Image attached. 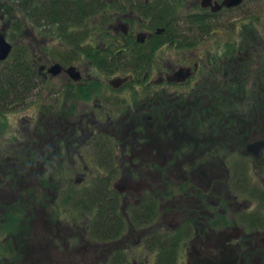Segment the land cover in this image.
I'll use <instances>...</instances> for the list:
<instances>
[{"label":"rangeland","instance_id":"rangeland-1","mask_svg":"<svg viewBox=\"0 0 264 264\" xmlns=\"http://www.w3.org/2000/svg\"><path fill=\"white\" fill-rule=\"evenodd\" d=\"M16 2H12V4L15 5L17 9L10 10L9 13L7 11V13H5L3 10L0 11V32L4 33L7 40L13 44V49L18 47L23 49V47L26 46L31 50V53L37 57V63L40 65H50L56 60L57 62L69 65L67 60H71L73 54L71 53V56H69L68 59L65 57L64 60H62V57L60 58V56L63 52V47H65V49L75 47V49H79V52L77 53L73 51L75 55L70 63L74 62L73 64L78 66V68L82 71L83 76H87V78H97L98 81L102 83V87L100 89V94L95 93L88 96V88L83 87L82 90H73L74 86H71L69 89L66 87L68 85V80L73 81L70 75L61 73L50 76L49 74V77L43 80L38 88V91L35 92L31 100L25 106L17 107L6 112H0V155H4L3 160H0V223L4 217L6 218L8 215V219L6 218V220L11 221L12 227H16V224L24 227V235L19 236L22 239L14 237V235H8L6 231H0V247H3V249L0 248V264H54V262L55 264H107L113 259L112 255L115 251H119V253L122 252V255H125L124 258L127 260L126 264H154L159 255V247L155 244L150 245V239H147L146 235L148 234L150 237L149 234H151V232H164L165 228H163V225L171 226L172 223L175 224V222L178 221L177 218H180L178 216L182 215L183 212L175 217L177 211L173 213V207L176 208L174 203H177L178 200L182 199L180 195L182 194V192H180L181 189L177 190L175 188L172 193L163 196L165 201L162 200L163 197L160 200L159 208L160 205L165 202L166 208L167 206H170L169 212H164L166 210L164 207L163 209H159V212L152 217V220L142 224L141 227H133L129 225L120 236H118L113 242L108 243V252L112 250V253L110 257L105 258V253L100 251L97 252V249L93 246L88 248L87 246L89 244L86 245V241L81 240L80 237H77V240L74 239L72 241L70 237L74 235L73 233L76 228H83V230L87 229L88 225H85L87 222L85 218L86 215H78L76 211L73 215L68 207V204L66 205V203L62 201L61 195L59 196L58 193L54 191L51 192V190H43L40 188L42 186L38 184L39 175L43 174L46 170L44 161H42L43 165H33V167H30L27 163V158L30 155L28 150L35 148L34 152L37 154H40L43 151L48 153L51 152L53 157L50 155L48 163L50 165L52 160L54 161V165L50 168L52 169L51 174L57 176V178L61 177V179H58L57 182H60L62 188L64 187L65 189L69 188V184H73L75 188H80V186H82L83 179L93 171H91V168L93 169L92 166H94L92 164L97 161L95 159V153L93 151L90 153L89 147L85 146V143L82 144V142L86 141L85 134L82 132H85L86 130L93 132L96 131L94 129H97V127H108L109 125L106 123L107 120H104V118L99 120L101 116H98L99 121L96 120V112L98 111L94 113V103H99V101L102 100L107 106L114 108L116 113L115 115H118L121 111H132V113L137 114L141 109L144 114V120L148 118L152 121V119H155L160 115L158 113H154L156 108L151 111L149 109L150 106L146 101L148 96H154L156 94L153 90H157V93L167 91V93L170 94V92H176L177 89H179L178 91L181 96H190L194 92L199 94V98L191 97V101L183 99V102L192 106L194 112L195 108L196 112L199 110V117L203 111L201 109H204L205 114L204 117L203 115L202 117L204 119L206 118L207 124L212 121L213 113H217L220 117H222L223 127H229V132L233 134L236 132H244L242 121H245L244 123L247 124L248 129L251 128L252 130L256 128L264 132V108L263 111L260 107H257V110L252 109L246 111V115L248 116L247 120L243 119L244 117H241L239 113L236 112L237 110L232 111V114H229V116H227V112L223 113L219 108H216L215 110L214 107L217 102L215 98L216 94H212L214 91L213 84L217 81L215 78H213V82L210 83V85L208 84L207 86H204L203 88L199 87L198 89H194L190 85H164L155 86L154 88L150 87L152 90L151 92L149 90V86H147L145 82L137 83L135 81L134 84L125 85L122 90H114L107 83V79L111 78L113 73L110 72V70H103L99 68L87 55V48H92L91 45L94 47H107V43L110 42L109 34L107 35L104 32H99L100 30L96 28L99 23L98 19L91 17L88 19L87 25H80L81 28H77L76 30H87L88 36L85 35L83 37L84 40L79 43L71 44L65 41L63 38L64 36H59L60 33L58 28L54 29V27H48V21L46 23V21L41 20V23L39 24V22L31 20L30 18L27 20L23 13V8ZM1 7L4 6H0V9ZM242 16H244L245 19L241 18ZM236 20H239V24L237 25ZM18 24L22 25L21 30L19 29ZM213 25L214 31L217 33H215L213 37L203 41V51L207 46L208 53L212 56L213 62L214 60L221 61L225 58V53L229 54L235 50L237 53L234 52L233 56L241 58L242 63L251 59V66L255 70V72L252 73L253 75L256 74L257 70L259 73L264 74V0H245L239 9L236 8L222 11L214 15ZM90 29H92L91 34H89ZM80 34H83V32ZM198 46L201 47L202 44L200 43ZM231 47L235 48L232 49ZM198 50L199 49L196 48L189 54L198 52ZM180 54H184V51L179 50L176 47L171 46L167 50V56L170 60H173ZM159 55H161V52ZM165 59L168 60L167 58ZM219 63L216 64L217 68H219L218 65H221L222 67V65L225 64L223 62ZM230 65L237 66L234 62ZM214 68L215 66L213 65V69ZM154 73L158 72L155 71ZM250 82L251 87L255 85L253 78H251ZM65 88H67L66 91ZM133 90L139 91V94H141L140 97L139 94L134 97L132 95ZM201 95L202 99L200 97ZM72 97H80L79 99L81 100V103L77 104V107L75 106V108H73L74 111H69L68 109L64 110L66 106L70 105V107H73L71 104L72 102L67 101ZM252 99L254 100L253 102L259 106L258 97H253ZM122 100H124V102H121ZM195 101H197L196 105ZM229 102L231 105H233V102L240 103L237 104L239 106L243 103L240 98L235 97L232 102ZM51 104L52 106H50ZM153 104L155 103L153 102ZM187 105L184 108L182 106H177L179 114L176 113V115L179 118H184L183 115L188 114L186 116H188V120L192 124L191 120H194V118L193 115H190L189 111L185 110ZM161 111L162 110H160V112ZM72 112L74 113L72 114ZM223 116H225V118H223ZM52 120L53 122L55 120L61 125L64 121H66L70 126H74L73 130L75 131L73 132L76 135L73 137L75 138V141L71 143V140L69 141L67 139L68 137L66 138L67 133L65 136L62 134V137H60L61 135L59 133H61V130L60 128L52 127V122H50ZM166 124L167 130L171 131L173 135L170 138L171 142H154V140H157L154 137L156 136V132H158V130L153 127V124L151 123V127L149 126L146 129V132L150 134V139L146 143L139 144L141 146H137V143L135 142L134 144H130L129 147H127L128 151L126 154H123L120 151L118 165L121 168L118 175L114 178V181L123 184V186L126 185V190H124L122 193L123 195H121V203L125 207V211H129L128 208L131 204L128 203H133L135 200L140 201L144 193L146 194L147 191L158 193L156 191L157 189L163 192L167 188V176L164 173L161 174L155 170L148 173L147 169L150 162L146 163L147 160L144 161V159H142L143 157L148 158V152L151 153L150 150L153 146L159 147L160 153L163 154L164 157L167 156V158H169L168 156H170L171 159H173L171 163H173L172 165L175 166L176 170L170 174V178H172L175 182L185 180V177L189 178L188 173L180 167V165L183 164L184 158H187L184 157L185 152L183 151L185 143L183 140L175 137L176 135H174L173 132L176 130L168 125V120L166 121ZM187 125L189 126L190 123ZM238 127H241L242 130L236 131ZM123 128L128 129L130 127L124 126ZM190 128L192 129V127ZM130 129L125 131L128 132ZM221 129L223 130L224 128ZM67 130L69 129H66L65 132H67ZM121 130L123 133V129ZM151 132H153V134ZM197 132L200 131L198 130ZM54 133L57 138L60 137V139L62 138L64 141L61 143L58 142L59 140L55 141V148H53L54 145L49 144L55 137ZM248 133L250 135H248L247 141L253 140L254 137L261 135H252L251 131ZM77 135H80V137L77 138ZM160 139V141H162V138ZM245 143L246 142L235 143L237 144L236 148L239 149L236 151L235 155H237V153H241L242 157L239 159L248 162V156L245 154L248 149L246 148ZM163 144L165 145L163 147L164 149L161 148ZM228 144L230 146V144L233 143L231 142ZM169 146L172 147L168 149L167 147ZM209 146L210 144L207 145L204 142L202 144L200 142H196L194 144V148L197 152L201 151L200 155L204 154L203 151L213 148V146ZM137 148L141 151L137 152ZM176 150L179 151L178 156L174 155V151ZM133 156L135 157L132 159ZM85 157L91 158V160L94 159V161L89 162L90 165L88 166V162ZM214 159L215 160H211V158L205 159L206 165L204 166V173L198 171V168L196 169L192 166L195 171L194 177L191 180V183L193 184L192 192L193 194H196L193 190L194 182L201 181V184L196 185V188L199 189L200 192H196L197 194L204 196V188L210 184L211 181L214 194L219 196L220 192L222 196L220 197L221 200L222 198L229 199L228 197H224V195L227 194V186H230L231 189L234 188L235 190H237V188L233 186L232 179L227 180L228 173L223 167L227 166L233 170L235 162H232V156H223L222 158L217 156ZM154 160L157 162L156 159ZM165 160L168 162L167 159ZM249 161L250 162L246 168L249 169L252 178L255 181H258L256 180V174H254V170L252 168V165H255L254 163H258V161ZM122 164L128 166L127 170L122 166ZM57 167H64V169L57 171ZM133 167L134 169L139 170L140 175H137L138 172L136 175L131 173L130 168ZM31 168H33V170ZM19 173L23 174L22 178H19ZM261 174L263 177L259 179L260 184H258V186H261V183H263L264 172ZM17 176L19 179H16ZM44 177H46V175H44ZM147 177H153L156 182L154 181V183H150ZM21 179L22 181L19 184L18 180ZM132 181L139 185L135 186L136 189L130 186L134 184L131 183ZM78 184L80 186H78ZM189 184L190 183L188 182V186ZM30 185H32V191H30L31 193L27 194L25 197V201L28 202V205L23 203V205H26L23 207L18 202L15 205L20 207V212L15 213V207L12 208V206H14L12 201L15 199L18 201V194L16 192L17 189L20 190L18 192L24 194V192H22L23 187ZM45 191L47 192L45 193ZM233 193L237 192L233 191ZM263 195L264 194L256 195L245 192V195L242 194L241 198L252 199V206H254L253 209L259 207V209L264 211ZM29 196H32V198ZM11 199L12 201L8 203ZM245 203L247 202L245 201ZM218 206L223 207V205H216L214 207L217 208ZM60 209H62V211H60ZM221 210L222 208L218 213H220ZM233 210H235V207ZM159 213L163 214L160 216ZM229 214H232L231 210L229 211ZM23 215L27 217V219L23 222L24 224L21 223V221H18V217ZM238 215V212L234 213L235 218H237ZM211 219L213 220V216H211ZM26 222H28V224ZM170 233L171 232H169V235H171ZM190 236L191 234L185 236V241H189V238H191ZM9 242H11L13 247H15L19 252L18 257L5 250V244ZM90 243L93 245L96 244L95 242ZM21 245L24 247L22 248ZM179 250L180 252H178L179 257L177 263L187 264L186 260L188 259L186 257L188 255L186 253L185 246H182ZM16 257L18 260H15Z\"/></svg>","mask_w":264,"mask_h":264},{"label":"trees","instance_id":"trees-1","mask_svg":"<svg viewBox=\"0 0 264 264\" xmlns=\"http://www.w3.org/2000/svg\"><path fill=\"white\" fill-rule=\"evenodd\" d=\"M33 1L34 0H0V6H4L1 7L0 11L3 10V12L9 13L10 10L17 9V7L12 4V2H16L19 4V6L23 8L22 10L27 20L28 18H30L31 20L39 22V24L41 23V20L46 21V23L47 21L58 20L61 21L62 24H67V26L74 25L75 27V25H87L89 19L88 17L95 15L98 11L103 10L107 7V0H66L67 7H64V15L62 16L60 15V12L62 11L63 0H56L55 3L56 7L58 8V11L54 14V17L52 18V14L48 12L45 0H42L43 5L39 3L38 7L36 8L33 6ZM18 25L19 29L21 30L22 25ZM61 29L62 27H60V31ZM68 31L69 27L65 26V30H63L62 32L64 35H67ZM72 32L73 31H69V34H71ZM76 34L68 38V41L71 44L79 43L80 41H82V39H84L82 37V34H80L79 32ZM234 52L237 53V51L235 50L232 53L230 52L229 54L225 53V58H223L221 61L214 60L213 62V65L215 66V68L213 69V78L217 80L213 84L214 91L212 93L213 95L216 94L215 98L217 100L214 109L216 110V108H219L222 110L223 113L227 112V116H229V114H232V111L237 110L236 112L239 113L241 117H244L243 119L247 120L248 116L246 115V111L252 109L257 110V107H260V109L263 111L264 74L259 73L257 70L256 74L253 75L252 73L255 72V70L251 66V59L242 63L241 58H237L235 60L236 57L233 56ZM136 53L137 50L133 48L130 49L128 52L127 50H123L121 53H118L116 50L113 49L110 50V52L106 51L105 49L101 51H94L92 49L88 50L87 55L99 67L101 66L106 67L109 70H114L118 67L127 69V67L131 66L135 70L143 73L146 71V69L144 68L145 64L143 60L151 59L153 54L152 52H150L149 55L146 56L141 53L137 56ZM70 54L71 53L69 52L68 55L71 56ZM230 56H232V61L229 63L228 58ZM108 57L111 58L108 59ZM219 62H223L225 64L222 65V67L221 65H218L219 68H217L216 64H218ZM233 62L237 66L230 65ZM251 78L254 79L255 85H253L252 87L249 86V89L246 90V85L248 81L251 80ZM43 80L44 78L39 74V64L37 63V58L33 53H31V50L26 46L23 47V49L21 47L13 49L10 56L6 60L0 61V112H6L17 107L25 106L31 100V98L35 94V91H37ZM232 80L234 82L233 84H230V81L232 82ZM99 86V84H87L85 88H88V96H91L90 94L98 93ZM149 90L152 92L150 87ZM153 91H155V95L165 93V91H161L158 93L157 90ZM138 94L139 91H132V95L134 97H136ZM140 95L141 94H139V97ZM233 95H236L241 99V101H243L241 106L237 105L240 103L236 102H233V105L230 104L229 101L232 102L234 99ZM253 97H258L259 106L255 102H253ZM147 102L150 106L148 107L151 111L156 108L154 113L160 114L159 117L152 119V121H150V119L148 118L144 120V114L141 109L137 114L131 112L128 118H120L119 120L105 119L107 120V124H110V122L114 121L115 125L113 126H116L119 129L126 126L133 128V131H123V133L120 131H117L115 133H102L101 131L91 132L90 130H86L85 132H82L85 134L86 140L82 142V144L85 143V146L89 147L90 153L91 151L95 153L96 156H94L97 161L96 163L92 164L94 166H92L93 169L91 168V171H93L90 172V174H88L83 179L82 186L78 184L80 188H75L73 184H69L68 189H65L64 187L62 188V186L60 185L61 183L57 182V180L61 179V177L57 178V176L51 174L52 169L50 167L54 165L53 160L50 165L48 164L45 167L46 170L44 171V173L39 175L38 184L42 186L40 187L41 189L51 190V192L54 191L58 193L59 196L61 195L62 201L65 202L66 205L68 204V207L73 215L75 211L78 213V215H86L85 218L87 222L85 225H88L87 229L83 230V228H76L75 232L73 233L74 235L70 237L72 241L74 239L77 240L80 237L81 240L86 241V245L89 244L87 246L88 248L93 246L97 249V252L100 251L102 253H105V258L110 257L112 253V250L108 252V243L113 242L126 230L129 225L133 227H141L142 224H145L148 221L152 220V217L159 212V202L163 196L169 195L175 190V188L177 190L181 189V191L186 190L188 182H191L195 174L193 167H195L196 169L198 168V171L204 173L206 158H211V160H215L214 158L217 156L222 158L223 156L229 157L233 155L234 150L231 149L229 146H226L225 144L231 142L234 144L237 142L247 143L248 141H250H247V137L250 134L248 133L249 129L247 124L244 123L245 121H242L243 128L245 131L242 133L236 132L234 133V135L233 133L229 132V127H223L222 117H220L217 113H213L212 121L207 124L206 118H203L205 114L204 109H201L203 111L199 117V110L198 112H196L195 108L194 112L193 107L187 105V108H189L192 112L187 108H185V110L189 111L190 115H193L194 118V120H191V124V122L188 120V116H186L188 114L183 115L184 118H179L176 115V113L179 114L176 101L165 100V102L160 103L161 107L159 106V104H153V102L150 103V101L148 100ZM160 110L162 111L160 112ZM223 118H225V116H223ZM167 120L168 125H170L171 127H173L174 130H176L175 132H173V134L176 135L175 137H178L185 143L183 151L185 152L184 157L187 158H184L183 164H181L180 167L188 173L189 178L185 177L186 181L182 180L180 182H175L172 178H170V174L174 170H176L175 166L172 165L173 163H171L173 159H171L170 156H168L169 158H167V156L164 157V155L160 153L159 147L153 146V148H151L150 150L151 153L148 152V158L161 160L164 157V159H167L168 162L165 165H159L155 160L152 161L151 159L148 169H150L151 171H158L161 174L164 173L167 176V188L163 192L157 189L156 191L158 193L147 191L146 194L144 193L139 202L128 203L131 204L128 208L129 211H125V207L121 203V195H123V192L119 191L114 186V178L118 175L121 168L118 165L120 151L123 154H126L128 151L127 147H129L130 144H134L135 142L137 143V146H141L139 144L146 143L150 139V134L146 132V129L149 126L151 127V123L153 124V127L157 128L158 130V132H156V136L154 137L157 140H154V142H171L170 138L173 135L171 131L167 130ZM50 122H52L53 128L61 129V133H59L61 135L60 137H62V134L65 136V134L67 133L66 138L68 137L67 139L69 141L71 140V143L75 141V138L73 137L76 135L73 132L75 131L73 130L74 126H70L66 121H64L62 125L58 124L55 120L54 122L53 120ZM188 123H190L189 126L187 125ZM210 126H212L213 128L212 134L209 132ZM190 127H192V129ZM194 128H196V130H193ZM221 128L224 129L222 130ZM66 129L69 130L65 132ZM184 129H186L187 131ZM198 130L200 132H197ZM151 133L153 134V132ZM60 137L57 138L55 134L54 139H56H52L51 142L48 143L54 145L53 148H55V141L59 140L58 142L60 143L63 141V139H60ZM78 137H80V135H77V138ZM160 138H162V141H160ZM196 142H204L206 144L212 143L213 148L205 150L206 153L205 151H203L204 154L200 155L201 151L197 152V150L194 148V144ZM171 147L172 146H169L167 148L170 149ZM140 151L141 150L137 148V152ZM174 153V155H179V151L177 150L174 151ZM33 154H35V152ZM48 155V160H50V155L53 157V154L49 152ZM134 157L135 156H133L132 159ZM85 158L87 159L86 161L88 162V166L90 165L89 162L94 161V159L91 160V158ZM144 158L146 157H143L142 159ZM122 166L127 170V165L122 164ZM31 169L33 170V168ZM63 169L64 167H57V171ZM130 171L134 175H136L137 172V175H140L139 170L134 169V167L130 168ZM19 175V178L23 177L22 173H19ZM44 175H46V177H44ZM19 178L17 176L16 179ZM21 181L22 179L18 180L19 184L21 183ZM154 181L155 179H153V182ZM18 191L20 190L17 189L16 191L18 194V201H16V199L12 201L11 199L8 202H13L14 206H12V208L15 207V213L20 212V207L15 205L18 202L23 207L28 205V202L25 201V197L27 194L31 193L30 191H32V185L23 187L22 192H24V194ZM46 192L47 191H45V193ZM29 197L32 198V196ZM23 203H26V205H23ZM60 211H62V209H60ZM6 218L4 217V219L0 223V231H6L8 235H14V237L21 238L19 236L24 235V227L22 225L19 226L17 224L16 227H12L11 221L6 220ZM18 218V221H21V223H23L27 219L25 215ZM26 223L28 224V222ZM190 226L192 228L193 224H191ZM149 235L150 237L147 234L146 238L150 239V245L155 244L157 247H159V255L154 264H178L176 248H178L177 243L180 238L174 237L172 234L169 235V233H167L165 230L164 232L154 231L151 232V234ZM90 242H95V246ZM21 247L23 248L24 246L21 245ZM0 248L3 249L2 246ZM5 250L9 251L14 256L18 257L19 255V252L15 247H13L11 242L5 244ZM117 252L115 251V253L112 255L113 259L110 260L107 264L127 263V260L124 258L125 255L123 256L122 252ZM17 257L15 258V260H18Z\"/></svg>","mask_w":264,"mask_h":264},{"label":"flooded vegetation","instance_id":"flooded-vegetation-1","mask_svg":"<svg viewBox=\"0 0 264 264\" xmlns=\"http://www.w3.org/2000/svg\"><path fill=\"white\" fill-rule=\"evenodd\" d=\"M55 1L56 0H45L48 12L52 14V18L58 11ZM63 1L62 11L60 12V15L62 16L64 15V7H67L66 0ZM222 1L223 0H212L210 3H205L207 2L206 0H107L106 8L98 11L95 15L88 18L95 17L99 20L96 28L100 30L99 32H104L107 35L109 34L110 42L107 43V47H94L91 45L92 48L88 47L87 49H93L94 51H101L105 49L108 52L113 49L118 53H121L123 50H127L128 52L133 48L137 50V56L141 53L147 56L150 52H152L153 55L151 59L143 60L145 64L144 68L146 69L143 73L135 70L131 66L127 67V69L122 67H118L114 70L110 69V72H112L113 75L111 78L107 79V83L114 90H122L125 85L134 84L135 81L137 83L145 82L147 86L153 88L155 86L164 85H190L194 89H198L199 87L203 88L213 82L212 80L214 76L213 59L208 53L207 46L203 51V41L213 37L215 33H217L214 31L213 17L222 11L236 8L239 9L245 0L235 6L223 5L218 10H214L213 6L216 5V2L222 3ZM39 3L43 5L42 0H34L33 6L36 8ZM241 18L245 19L244 16ZM48 22V27H54V29L58 28L60 33L59 36H64L63 38L67 42H69L68 38L70 36L78 33L76 31H80L79 33L83 32L82 37L85 35L88 36L87 30H76L77 28H81L80 25H75V27L74 25L67 26V24H62V22L58 20H51ZM236 22V25L239 24V20H236ZM65 26L69 27V31L73 32L69 34L68 31L67 35H64L62 31L65 30ZM60 27H62L61 31ZM91 32L92 29H90L89 34H91ZM200 43L202 44L201 47L198 46ZM219 45L221 46L220 43ZM171 46L176 47L179 50H183L184 54H180L178 57L170 60L167 56V50ZM196 48L199 49L198 52L189 54ZM231 48L233 49L235 47ZM62 51L63 52L60 58L62 57V60H64L65 57L67 59L69 58V52L72 53L74 57V52L78 53L79 49L77 50L75 47L65 49V47H63ZM160 52L161 55H159ZM73 57L71 60H73ZM109 58L111 57H108V59ZM71 60H67V63H69L70 66L71 64L75 65L81 72V76H83V73L78 66L73 64L74 62L70 63ZM56 62L57 60L53 61L52 64ZM59 63L63 66V69L59 74H68L66 69L69 65L61 62ZM52 64H39V74L44 79L49 77V74L50 76H54L48 72V68ZM43 66L44 68H42ZM99 68L109 70L106 67L100 66ZM155 71L158 73H154ZM125 76H128L129 79L119 86V88L114 87L110 83L111 79ZM71 79L73 81L68 80V85L66 86L68 89L71 88V86H74L73 90H82L85 85L87 86V84H99L98 94H100L102 83L98 81L97 78H87V76H83V78L78 80H74L73 78ZM67 88H65V91ZM191 97L199 98V94H192L190 96H170L160 94L148 96L147 100L150 101V103L154 102L160 106V103L165 102L167 99L171 100L177 98L179 100H190ZM200 97L202 99V95ZM79 98L72 97L68 99L67 101L72 102L71 104L73 107H70L69 105L66 106L64 110L68 109L69 111H74L73 108H75V106L77 107V104L81 103ZM121 102H124V100ZM196 104L197 101H195V105ZM94 105V113L98 111L96 112V120H98V116H101L99 120L103 118L104 120L128 118L132 112L121 111V113L115 115L116 113L114 108L107 106L102 100L99 101V103H94ZM50 106H52V104ZM177 106H182L184 108L186 105L180 103ZM73 113L74 112H72V114ZM113 122H110L108 127H97L95 130L97 132L101 131L102 133H115L117 131L122 132L121 129H123V131L130 129H119L116 126H113L115 125V122L114 124ZM131 130L133 131V128H131L130 131ZM193 130H196V128ZM241 130V127L236 129V131ZM212 131L213 128L210 126L209 132L211 134ZM249 131H251L252 135L262 134V132L256 128L252 130L250 128ZM262 136H264V133L260 136L254 137L253 140ZM253 140L245 143L247 149L248 143ZM225 145L229 146V144ZM164 146L165 145L163 144L161 148L164 149ZM212 146L213 144L210 143L209 147ZM230 146L231 149L234 150L232 162L234 161L235 165L233 170L227 166H224L223 168H225V171L228 173L227 180L232 179L233 186L236 187L237 190L234 188L231 189L230 186L226 185L227 194L224 195V197H228L229 199L222 198L221 200L220 197L222 196L220 192L219 196L214 194L211 181L210 184L204 188V196L197 194L196 192L199 191V189L196 188V185L201 184V181L194 182L193 190L196 194H193V184L189 182L190 184L186 187V190L180 191L182 192V194H180L182 199L178 200L177 203H174L176 208L173 207L174 211L172 210L173 213L177 211L175 217L183 212L182 215L178 216L180 218H177L178 221H176L175 224L172 223L171 226L163 225V228H165L167 233L171 232L170 234L174 237L180 238L177 243L178 248H176L177 260L179 257L178 252H180L179 249H181L182 246H185V250L188 255L186 257L188 259L186 260L187 264H217L223 259H229V256L234 254H237V261L230 264H264V211L259 209V207L253 209L254 206H252V199L245 197V199L241 198V195H245V192L256 195L264 194V179L262 181L263 183H261L262 185L258 186V184H260L259 179L263 177L261 173L264 172V146H262L256 153L248 150L247 153H245L248 156V162L239 159L242 157L241 153H237V155H235L236 151L239 150L236 148L237 144L233 143L230 144ZM151 159L152 158H144V161L147 160L146 163H149ZM153 160L154 159H152V161ZM249 160L258 161V163H254L255 165H252L254 174H256V180L258 181H255L252 178L249 169L246 168L250 162ZM157 163L159 165H165L167 162L163 158L162 161L157 160ZM150 171V169H147L148 173ZM133 183L134 184L130 186L136 189L135 186L139 185L136 182ZM233 191L237 193H233ZM162 200H164V197ZM240 200L244 201L241 202ZM245 201L248 204L245 203ZM137 202H139V200H135L133 203ZM216 205H223V207L218 206L216 208L214 207ZM224 206H227L229 209ZM163 207L166 209L164 212H169L170 206H167L166 208L165 202L160 205V209H163ZM234 207L235 210H233ZM221 208L222 210L220 213L222 214L218 213ZM230 210L232 211V214H229ZM235 212H238L239 214L237 218L234 216ZM162 214L163 213H159L160 216ZM211 216H213V220L211 219ZM191 224H193L192 228L190 226ZM218 227H224L219 234H217L216 231L218 230ZM261 232L263 234H261ZM188 234H191V238H189V241L187 240V242L184 237Z\"/></svg>","mask_w":264,"mask_h":264},{"label":"water","instance_id":"water-1","mask_svg":"<svg viewBox=\"0 0 264 264\" xmlns=\"http://www.w3.org/2000/svg\"><path fill=\"white\" fill-rule=\"evenodd\" d=\"M206 1L207 2H205V3H210L212 0H206ZM242 2H243V0H223L222 3L216 2V5L213 6V9L218 10L223 5L235 6V5H238ZM12 49H13V44L9 40H7L4 33L0 32V60L7 59L9 57ZM42 68H44V66ZM62 69H63V66L59 62H56L48 68V72L51 73L52 75H57L62 71ZM66 70H67L68 74L70 75V77H72L74 80H78V79L82 78L81 72L79 70H77L75 65L68 66ZM128 79H129L128 76L116 77L114 79H111L110 83L114 87L119 88V86H121ZM263 144H264L263 139L253 140L250 143H248V150L254 151L256 153L261 149ZM119 185L120 184L116 185V187L120 191H124L125 187H120ZM229 257H230L229 259H223L217 264H230V263L237 261V254L230 255Z\"/></svg>","mask_w":264,"mask_h":264},{"label":"bare ground","instance_id":"bare-ground-1","mask_svg":"<svg viewBox=\"0 0 264 264\" xmlns=\"http://www.w3.org/2000/svg\"><path fill=\"white\" fill-rule=\"evenodd\" d=\"M231 57L232 56H230L229 58H228V62H231L232 61V59H231ZM231 59V60H230ZM237 58H235V60H236ZM233 80H232V82L230 81V84H233ZM251 85V82L250 81H248V83H247V85H246V90H248L249 89V86ZM241 87V86H240ZM192 94H198V93H192ZM163 95H180V92L177 90L176 92H170V94H168L167 93V91H165V93L163 94ZM235 98H239V97H237L236 95H233ZM171 100H174V101H176V103H177V105H179L180 103H182V104H184V105H187V104H185L184 102H183V100H179V99H177V98H174V99H171ZM263 113V112H262ZM262 132V131H261ZM264 132H262V134H263ZM261 134V135H262ZM258 136H260V135H258ZM257 139H263L264 140V136H262V137H259V138H257ZM257 139H255V140H257ZM262 146H264V144L262 145ZM34 149L35 148H31V149H29L28 150V152H29V156H28V158H27V162H28V164L31 166V167H33V165H38V166H40V164L41 165H43V163H42V161H44V165H45V167L49 164L48 163V158H49V153H47L46 151H43L42 153H40V154H37V153H35V154H33L34 153ZM3 158H4V155H0V160L2 161L3 160ZM16 158V157H15ZM148 181L150 182V183H154L153 182V179L152 178H149L148 177ZM134 181H132L131 183H133ZM116 185H118V184H116ZM120 187H125L126 185H124L123 186V184H120L119 185ZM124 190H126V189H124ZM123 192V191H122ZM222 229H224V227H218V230H216L217 231V234H219V232H221V230ZM261 234H263L262 232H261Z\"/></svg>","mask_w":264,"mask_h":264}]
</instances>
